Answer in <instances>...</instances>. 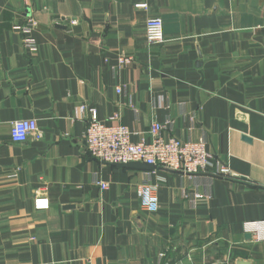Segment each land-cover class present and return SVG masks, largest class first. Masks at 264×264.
<instances>
[{
  "label": "crops",
  "instance_id": "obj_1",
  "mask_svg": "<svg viewBox=\"0 0 264 264\" xmlns=\"http://www.w3.org/2000/svg\"><path fill=\"white\" fill-rule=\"evenodd\" d=\"M150 17L164 21L162 44L147 41ZM82 105L136 143L155 122L205 139L212 170L230 174L94 159ZM20 119L42 136L13 142ZM144 182L157 186L155 213L139 201ZM36 195L50 208L36 210ZM258 221L264 0H0V264H264V238L245 228Z\"/></svg>",
  "mask_w": 264,
  "mask_h": 264
},
{
  "label": "built area",
  "instance_id": "obj_2",
  "mask_svg": "<svg viewBox=\"0 0 264 264\" xmlns=\"http://www.w3.org/2000/svg\"><path fill=\"white\" fill-rule=\"evenodd\" d=\"M137 7L146 8L142 3ZM76 21H72L75 23ZM36 27V22L29 17L25 26L19 27L22 32L29 33ZM146 38L149 44L156 45L165 42L164 21L161 17H150L146 21ZM26 44L31 47L34 42L27 39ZM130 57L122 56L120 63L128 64ZM121 93V88H117ZM82 113L89 112L90 118L85 132L87 151L94 158L106 164H124L129 162H142L153 165L155 168L163 167L169 170L180 171L189 175L197 173H216L228 176V167L221 166L216 172L212 170L214 155L208 150V142L205 139L183 140L178 137H166L163 135L165 125L155 122L151 127L152 140L133 142L132 132L124 124H112L98 118L97 110L86 105L80 108ZM31 135L37 138L42 136L35 119H20L12 124L11 138L13 142H25ZM102 189H108L109 183L100 181ZM137 195L142 207L151 213L160 209V199L157 186L149 182L139 185ZM50 199L45 195L34 197L36 210L50 208ZM264 221L246 223L247 231L253 232L258 240L264 238L261 228Z\"/></svg>",
  "mask_w": 264,
  "mask_h": 264
},
{
  "label": "water",
  "instance_id": "obj_3",
  "mask_svg": "<svg viewBox=\"0 0 264 264\" xmlns=\"http://www.w3.org/2000/svg\"><path fill=\"white\" fill-rule=\"evenodd\" d=\"M118 166H122V167H132V168H137V169H141V170H154L155 167L153 165H149V164H145L142 162H129V163H124V164H116ZM241 264H248L245 261H241Z\"/></svg>",
  "mask_w": 264,
  "mask_h": 264
}]
</instances>
